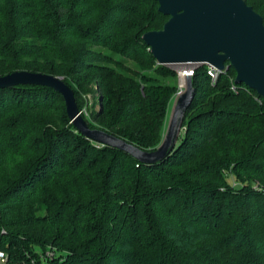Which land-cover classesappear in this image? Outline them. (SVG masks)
<instances>
[{
  "label": "trees",
  "instance_id": "trees-1",
  "mask_svg": "<svg viewBox=\"0 0 264 264\" xmlns=\"http://www.w3.org/2000/svg\"><path fill=\"white\" fill-rule=\"evenodd\" d=\"M262 16L264 0H245ZM157 0H0V76L64 78L89 126L153 151L179 75L144 35ZM195 70L177 146L158 164L98 144L52 88H0V249L50 264H264V97ZM98 99V102L96 101ZM96 106L98 108L96 109Z\"/></svg>",
  "mask_w": 264,
  "mask_h": 264
},
{
  "label": "water",
  "instance_id": "water-1",
  "mask_svg": "<svg viewBox=\"0 0 264 264\" xmlns=\"http://www.w3.org/2000/svg\"><path fill=\"white\" fill-rule=\"evenodd\" d=\"M169 20L160 31L144 35L145 43L161 65H211L236 71V84H245L264 97V21L245 0H157ZM187 90L176 100L161 145L145 151L127 141L89 126L75 92L64 78L15 71L0 76V88L36 85L54 89L65 100L71 123L86 138L130 154L144 164L166 160L177 146L185 114L195 96L193 79L186 73Z\"/></svg>",
  "mask_w": 264,
  "mask_h": 264
},
{
  "label": "rangeland",
  "instance_id": "rangeland-1",
  "mask_svg": "<svg viewBox=\"0 0 264 264\" xmlns=\"http://www.w3.org/2000/svg\"><path fill=\"white\" fill-rule=\"evenodd\" d=\"M168 66H170L171 68H173L174 70H176L178 72V75H179V78H180V72H182L183 70H186V69L189 70V69H191L193 67H196L197 65H181V66H178V65H168ZM199 66H201V65H199ZM180 82H179L178 94L174 98V100H173V102L171 104V108H170V111H169V114H168V118H167V125L170 122V118H171V115H172V112H173V109H174L176 100L178 99L179 94L181 92H183L182 89H181V87H180ZM96 101L98 102V99ZM92 104H93L92 103V99H91V97H89V106L82 111L83 114L86 115V117H89V112L91 111V108H93L92 107ZM97 108H98V106H96V109ZM53 250L56 253L55 254V258H53V259H46L44 257V254H45L46 251H42L40 249H34V254L33 255H28V259L27 260H23V261H25L24 263L22 261H15V262L10 261V264H12V263H19V264H50L54 260H58V261H64V260H66V257H64L63 253H61L60 251H58L57 249H54V248H53Z\"/></svg>",
  "mask_w": 264,
  "mask_h": 264
},
{
  "label": "built area",
  "instance_id": "built-area-1",
  "mask_svg": "<svg viewBox=\"0 0 264 264\" xmlns=\"http://www.w3.org/2000/svg\"><path fill=\"white\" fill-rule=\"evenodd\" d=\"M199 67V65H197L196 67H193L189 70H183L182 72H180V78H179V82L181 81V73H184L186 76V73L188 75H190L192 78L195 75V70ZM208 69H207V73L208 75L211 77L212 82H216L220 76V74L224 73L226 71V69L220 71L217 68L211 66V65H207ZM55 251L53 250L52 247L48 248L44 254V257L46 259H53L55 258ZM23 263L25 261H22ZM0 264H10V259L9 256L0 249ZM12 264H19V263H12Z\"/></svg>",
  "mask_w": 264,
  "mask_h": 264
},
{
  "label": "bare ground",
  "instance_id": "bare-ground-1",
  "mask_svg": "<svg viewBox=\"0 0 264 264\" xmlns=\"http://www.w3.org/2000/svg\"><path fill=\"white\" fill-rule=\"evenodd\" d=\"M180 87H181V89H182L183 92H181V93L179 94V96H180L181 94H184V93L186 92V90H187V79H186V76H185L184 73L181 74ZM184 89H185V90H184Z\"/></svg>",
  "mask_w": 264,
  "mask_h": 264
}]
</instances>
